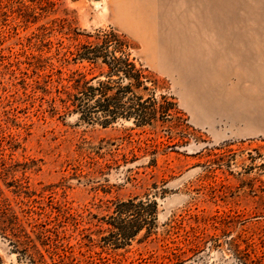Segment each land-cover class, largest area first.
Returning <instances> with one entry per match:
<instances>
[{
	"label": "rangeland",
	"instance_id": "1",
	"mask_svg": "<svg viewBox=\"0 0 264 264\" xmlns=\"http://www.w3.org/2000/svg\"><path fill=\"white\" fill-rule=\"evenodd\" d=\"M109 31L175 111L145 127L53 111L88 69L63 58ZM0 188L25 222L91 230L118 200L153 196L158 240L128 255L202 232L221 246L198 264H242L230 240L264 264V0H0ZM0 264H18L2 237Z\"/></svg>",
	"mask_w": 264,
	"mask_h": 264
},
{
	"label": "trees",
	"instance_id": "2",
	"mask_svg": "<svg viewBox=\"0 0 264 264\" xmlns=\"http://www.w3.org/2000/svg\"><path fill=\"white\" fill-rule=\"evenodd\" d=\"M131 48L124 36L109 31L96 33L94 41L70 52L64 64H87L88 69L70 72L68 85L57 88L51 100L53 111L89 124L107 126L124 120L137 127L150 126L169 110L175 111V102L169 106L157 99V79L136 63ZM98 222L95 230L64 220L32 225L20 218L0 188V237L16 253L18 264H198L210 241V247L221 246L201 232L171 242L174 246L163 245L162 253L154 249L137 251L136 257L128 255L134 242L147 246L158 240V202L149 195L118 200L112 213ZM225 244L242 264L250 263L233 240Z\"/></svg>",
	"mask_w": 264,
	"mask_h": 264
},
{
	"label": "crops",
	"instance_id": "3",
	"mask_svg": "<svg viewBox=\"0 0 264 264\" xmlns=\"http://www.w3.org/2000/svg\"><path fill=\"white\" fill-rule=\"evenodd\" d=\"M114 13L115 14H113V15H115V16H113L114 18H116V20L119 22V21H121L122 20V22H124L123 20H124V18L121 16V14H120V10H116V12L114 11ZM116 13H117V15H116ZM122 17V18H121Z\"/></svg>",
	"mask_w": 264,
	"mask_h": 264
},
{
	"label": "bare ground",
	"instance_id": "4",
	"mask_svg": "<svg viewBox=\"0 0 264 264\" xmlns=\"http://www.w3.org/2000/svg\"><path fill=\"white\" fill-rule=\"evenodd\" d=\"M106 6H104V8H105Z\"/></svg>",
	"mask_w": 264,
	"mask_h": 264
}]
</instances>
